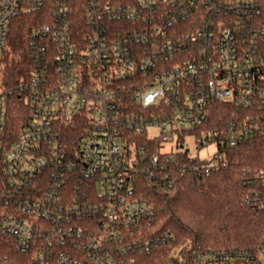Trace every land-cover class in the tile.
Here are the masks:
<instances>
[{"label":"built area","instance_id":"built-area-1","mask_svg":"<svg viewBox=\"0 0 264 264\" xmlns=\"http://www.w3.org/2000/svg\"><path fill=\"white\" fill-rule=\"evenodd\" d=\"M29 13V75L0 82V238L31 264H148L163 247L168 264H264V244L205 247L155 225L158 193L264 133V0H0V66ZM215 103L232 107L225 124ZM188 134L214 158L189 154ZM250 177L264 207V166Z\"/></svg>","mask_w":264,"mask_h":264},{"label":"trees","instance_id":"trees-1","mask_svg":"<svg viewBox=\"0 0 264 264\" xmlns=\"http://www.w3.org/2000/svg\"><path fill=\"white\" fill-rule=\"evenodd\" d=\"M36 19V14L29 13L14 18L10 24L0 66V82L6 86H14L29 75L28 40L37 25ZM11 99L10 114L18 129L21 99L17 94ZM213 108V121L220 119L225 124L233 115L232 107L227 104L215 103ZM69 131L72 141L78 131L73 126ZM225 153L228 166L212 174L191 169L178 177L171 193L157 194L155 225L158 230H171L176 241L187 238L205 247L264 243V207H255L247 200L251 188L250 169L264 166V133L241 139ZM170 249L163 247L148 254V264H168ZM31 260L30 254L20 253L11 241L0 238V264H31Z\"/></svg>","mask_w":264,"mask_h":264},{"label":"rangeland","instance_id":"rangeland-1","mask_svg":"<svg viewBox=\"0 0 264 264\" xmlns=\"http://www.w3.org/2000/svg\"><path fill=\"white\" fill-rule=\"evenodd\" d=\"M155 131H156L155 129H151V132H155ZM185 147L189 149L188 150L189 154L193 156H198L201 159L203 158L213 159L215 156V151L217 149L215 144H210L206 147L198 148L196 138L192 134L186 135ZM261 244H264V243H261ZM222 247H229V246H222Z\"/></svg>","mask_w":264,"mask_h":264}]
</instances>
